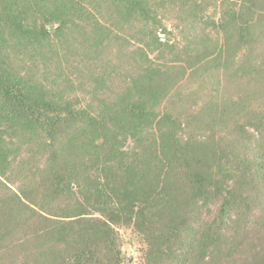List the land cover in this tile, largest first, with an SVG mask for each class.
<instances>
[{"label":"trees","instance_id":"trees-1","mask_svg":"<svg viewBox=\"0 0 264 264\" xmlns=\"http://www.w3.org/2000/svg\"><path fill=\"white\" fill-rule=\"evenodd\" d=\"M93 1L120 28L155 22L167 5L201 12L196 0H0V177L24 154L44 159L18 166L27 182L0 199V249L22 235L21 257L0 264H125L115 230L123 227L143 237V264H230L247 240L257 243L240 264H264V104L239 111L240 120L225 117L228 101L184 118L161 110L187 75L227 69L259 39L264 0H238L210 24L223 33L220 47L186 48L171 66H148L96 109L20 64L69 38L103 51L112 35L91 23ZM257 75L264 92V70Z\"/></svg>","mask_w":264,"mask_h":264},{"label":"rangeland","instance_id":"rangeland-1","mask_svg":"<svg viewBox=\"0 0 264 264\" xmlns=\"http://www.w3.org/2000/svg\"><path fill=\"white\" fill-rule=\"evenodd\" d=\"M152 1L161 4L166 0ZM196 2L201 11L196 17H190L178 7L167 5L157 11L155 22H137L134 27L120 28L109 18L108 8L104 3L93 1L88 7L93 14L91 23L99 22L111 30L112 40L109 44L105 42L103 51L97 53L85 47L82 40L69 38L68 41H55L53 53L38 56L32 53L35 55L32 62L29 55L21 56L20 64L26 65V69H29L30 75L33 73L34 78L48 86H55L54 88L64 94L66 100L74 99L78 107L90 106L96 109L99 106V99L112 102L123 95L132 80L146 67L171 66L179 58L177 54L186 52V48L193 52L202 49L201 46L220 47L223 44V33L218 32L210 24L214 22L219 24L230 7H238L240 1L196 0ZM158 37L162 45L157 43ZM259 69L264 70V30L253 45L238 54L229 68H217L203 78L187 75L171 93L169 102L161 105V110L184 118L206 110V106L211 103L222 104L228 101V104H233L231 107L235 110L230 107L227 112L232 116L228 114L225 117L240 120L243 116L241 117L239 111L243 109L260 111L264 104V92L259 82L260 77L257 75ZM97 79L101 80L96 83ZM96 87L101 90H96ZM234 113L237 114L236 117ZM228 121L230 124L234 122L230 119ZM128 147L130 148L131 144ZM25 162H29L28 169H32L41 166L44 159L39 155L34 158L32 154H24L21 159H17L14 162L13 173L7 178L0 177V199H5L12 193L19 194L18 189L27 181H24V173L19 174L17 171L20 170L18 166ZM32 174L30 172L29 176ZM115 230L120 239L124 263L143 264L146 250L143 237L133 227ZM20 238L22 235L14 232L8 240L10 243L0 249V257L6 258L7 262L12 257L14 262L16 256H19L18 252L14 253V247ZM255 242L257 243L247 240L238 255L231 259L230 264H240L246 256L252 255L251 244Z\"/></svg>","mask_w":264,"mask_h":264}]
</instances>
